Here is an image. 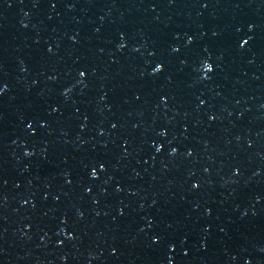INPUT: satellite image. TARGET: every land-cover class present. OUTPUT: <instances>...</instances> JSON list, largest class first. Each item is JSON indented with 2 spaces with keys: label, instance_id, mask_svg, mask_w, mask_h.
I'll return each instance as SVG.
<instances>
[{
  "label": "water",
  "instance_id": "95a60500",
  "mask_svg": "<svg viewBox=\"0 0 264 264\" xmlns=\"http://www.w3.org/2000/svg\"><path fill=\"white\" fill-rule=\"evenodd\" d=\"M0 206L264 264V0H0Z\"/></svg>",
  "mask_w": 264,
  "mask_h": 264
},
{
  "label": "clouds",
  "instance_id": "9594fccd",
  "mask_svg": "<svg viewBox=\"0 0 264 264\" xmlns=\"http://www.w3.org/2000/svg\"><path fill=\"white\" fill-rule=\"evenodd\" d=\"M209 65H211V64H209ZM212 67V66H211ZM211 69V68H210Z\"/></svg>",
  "mask_w": 264,
  "mask_h": 264
}]
</instances>
